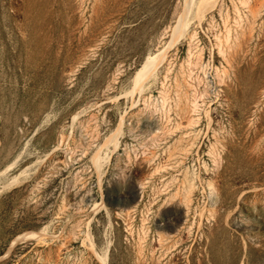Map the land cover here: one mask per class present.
I'll return each mask as SVG.
<instances>
[{
    "label": "rangeland",
    "instance_id": "rangeland-1",
    "mask_svg": "<svg viewBox=\"0 0 264 264\" xmlns=\"http://www.w3.org/2000/svg\"><path fill=\"white\" fill-rule=\"evenodd\" d=\"M0 264H264V0H0Z\"/></svg>",
    "mask_w": 264,
    "mask_h": 264
}]
</instances>
